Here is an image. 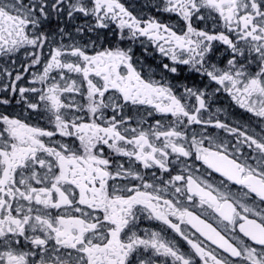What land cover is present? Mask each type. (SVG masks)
<instances>
[{
	"label": "snow or ice",
	"instance_id": "obj_1",
	"mask_svg": "<svg viewBox=\"0 0 264 264\" xmlns=\"http://www.w3.org/2000/svg\"><path fill=\"white\" fill-rule=\"evenodd\" d=\"M0 264H264V0H0Z\"/></svg>",
	"mask_w": 264,
	"mask_h": 264
}]
</instances>
